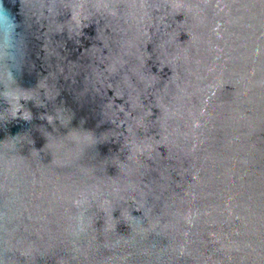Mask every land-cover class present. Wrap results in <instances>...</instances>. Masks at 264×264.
Here are the masks:
<instances>
[{"label": "water", "instance_id": "obj_1", "mask_svg": "<svg viewBox=\"0 0 264 264\" xmlns=\"http://www.w3.org/2000/svg\"><path fill=\"white\" fill-rule=\"evenodd\" d=\"M0 2V264H264V0Z\"/></svg>", "mask_w": 264, "mask_h": 264}, {"label": "clouds", "instance_id": "obj_2", "mask_svg": "<svg viewBox=\"0 0 264 264\" xmlns=\"http://www.w3.org/2000/svg\"><path fill=\"white\" fill-rule=\"evenodd\" d=\"M6 11H7V10L4 9V8L2 7V2H0V18H3L4 13H5Z\"/></svg>", "mask_w": 264, "mask_h": 264}]
</instances>
